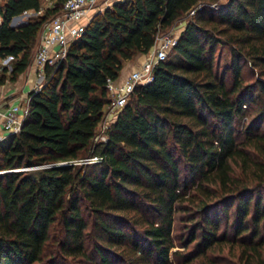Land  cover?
Segmentation results:
<instances>
[{
  "label": "trees",
  "instance_id": "1",
  "mask_svg": "<svg viewBox=\"0 0 264 264\" xmlns=\"http://www.w3.org/2000/svg\"><path fill=\"white\" fill-rule=\"evenodd\" d=\"M64 2L0 0L10 80ZM184 17L151 81L95 142L107 79ZM28 98L20 131L0 141V264H188L226 242L242 264H264V0H116Z\"/></svg>",
  "mask_w": 264,
  "mask_h": 264
},
{
  "label": "built area",
  "instance_id": "2",
  "mask_svg": "<svg viewBox=\"0 0 264 264\" xmlns=\"http://www.w3.org/2000/svg\"><path fill=\"white\" fill-rule=\"evenodd\" d=\"M53 0H45L46 5H51ZM100 0H65L62 10L46 20L39 31L37 45L30 59L38 77H45L47 66H55L66 56L70 42L78 38L94 11L101 10ZM111 5V4H110ZM109 6V5H107ZM41 7L37 12H42ZM30 12V11H29ZM24 12L22 15H28ZM194 10H190L192 14ZM22 15L15 16L11 24L18 25L25 21ZM19 21V22H17ZM178 35L172 30L159 32L151 52L147 54L139 67L132 70L123 80L107 79L106 87L109 95V103L105 106L103 117L98 123L93 140L104 141L107 131L118 112L128 100L131 92L137 84L151 81L154 66L164 60L168 51L175 45ZM14 59L12 55L0 58V71L11 66ZM11 68V67H10ZM37 83L31 90H38L41 83ZM30 90V91H31ZM28 95L23 102H11L0 109V141L20 131L22 123L28 113ZM97 158V157H96Z\"/></svg>",
  "mask_w": 264,
  "mask_h": 264
},
{
  "label": "rangeland",
  "instance_id": "3",
  "mask_svg": "<svg viewBox=\"0 0 264 264\" xmlns=\"http://www.w3.org/2000/svg\"><path fill=\"white\" fill-rule=\"evenodd\" d=\"M35 13H38V12L30 11L28 15H22L21 18L26 19L30 15H35ZM38 14H41V12L38 13ZM186 21H187V18L186 17L181 18L176 23H174L168 30L171 29L172 30V33L174 35H178L179 32L181 31V29L183 28V26L185 25V22ZM17 22H19V21H17ZM162 32H164V31H162ZM148 53H146L145 56ZM219 53L221 54L220 55L221 63L227 62V60H228V49H227V47L223 46L221 48V50L220 49L216 50L215 56L217 57ZM11 63H12V61H11ZM28 66L29 67L30 66L33 67V64L30 63ZM10 67H6L7 72H6L5 82H7V81L8 82L9 81L11 82L12 81V80L9 79V72L11 70ZM248 69H249L248 66H246L244 68V74H245V77H246L245 79L246 80H251L253 78V75L248 71ZM96 157L97 156L94 155V156L85 157V158L77 159V160H69V159H66V160L59 161V163L60 164H65V163H69V162H73V163H79V162H94V161H97V158ZM179 232H180L179 225H178V223H176L175 224V227H174L173 233L175 235L176 233H179ZM175 245L176 246L174 247V249H178L179 251H182L183 250V246L179 243V240H177V239L175 240ZM192 245L193 244H191L189 246L190 249L193 248ZM239 249H240V247L238 245L232 244V246H231L229 242L222 243L220 245H214L213 247H211L210 250H208L206 252L205 256H203V255L202 256H198V257L194 258L188 264H207L208 261L211 260V259L214 261L213 262L214 264H242V261L239 260V258H240L239 257L240 256ZM187 252L188 251H186L185 253H187ZM175 258H176V256L171 255V259H172L173 262L175 261Z\"/></svg>",
  "mask_w": 264,
  "mask_h": 264
},
{
  "label": "crops",
  "instance_id": "4",
  "mask_svg": "<svg viewBox=\"0 0 264 264\" xmlns=\"http://www.w3.org/2000/svg\"><path fill=\"white\" fill-rule=\"evenodd\" d=\"M116 0H100L99 6L106 7ZM224 1V0H222ZM142 55V56H141ZM147 56V55H146ZM145 54H137L134 58L125 61L119 73L117 81H121L132 70L136 69L146 58ZM42 82V78L37 76L34 67L28 66L13 81H7L0 85V109H3L11 102H23L29 91L37 84Z\"/></svg>",
  "mask_w": 264,
  "mask_h": 264
}]
</instances>
